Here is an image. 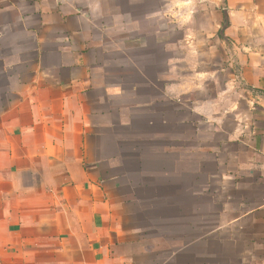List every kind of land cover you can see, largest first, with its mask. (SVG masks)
Instances as JSON below:
<instances>
[{"label": "crops", "instance_id": "obj_1", "mask_svg": "<svg viewBox=\"0 0 264 264\" xmlns=\"http://www.w3.org/2000/svg\"><path fill=\"white\" fill-rule=\"evenodd\" d=\"M0 264H264V0H0Z\"/></svg>", "mask_w": 264, "mask_h": 264}]
</instances>
